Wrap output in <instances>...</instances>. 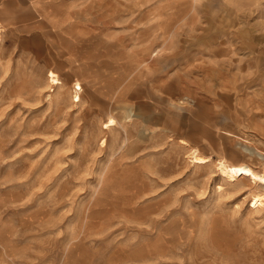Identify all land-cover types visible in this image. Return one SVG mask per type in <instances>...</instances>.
Returning a JSON list of instances; mask_svg holds the SVG:
<instances>
[{
    "label": "rangeland",
    "instance_id": "obj_1",
    "mask_svg": "<svg viewBox=\"0 0 264 264\" xmlns=\"http://www.w3.org/2000/svg\"><path fill=\"white\" fill-rule=\"evenodd\" d=\"M263 87L264 0H0V264H264Z\"/></svg>",
    "mask_w": 264,
    "mask_h": 264
},
{
    "label": "bare ground",
    "instance_id": "obj_2",
    "mask_svg": "<svg viewBox=\"0 0 264 264\" xmlns=\"http://www.w3.org/2000/svg\"><path fill=\"white\" fill-rule=\"evenodd\" d=\"M31 4V3H30ZM150 59V58H149ZM150 61V60H149ZM149 63V62H148ZM200 69V68H199ZM49 78L51 79V82L54 84L62 83L59 78L57 77V73L53 70L50 71ZM61 76V75H60ZM204 78V77H203ZM191 80V79H190ZM194 87V86H193ZM264 88V87H263ZM64 90V89H63ZM186 97V96H185ZM190 99V98H189ZM192 101V100H191ZM189 101V102H191ZM185 102V101H184ZM175 103V102H174ZM182 105V104H180ZM192 106V105H191ZM264 110V109H263ZM128 119V118H127ZM262 120V119H261ZM263 122V121H262ZM106 142V139L105 141ZM108 143V142H107ZM183 143V142H182ZM188 143V142H187ZM207 143V141H206ZM209 143V142H208ZM261 143V142H260ZM189 144V143H188ZM189 146V145H188ZM200 147V146H199ZM245 153L251 157H256L259 154H264L261 151H257L252 148H248L245 150ZM182 155V154H181ZM193 162L197 164H207L210 162V159L207 157L200 156L197 153H194L193 156ZM221 159V158H220ZM216 160V159H215ZM229 162V161H228ZM231 163V162H230ZM260 163V162H259ZM193 164V163H192ZM219 166L220 174L224 177L225 180L230 182L233 185L239 186L241 182H249L251 184L256 185V187L264 186V166L262 171L256 170L253 166L250 164H229L225 160H220L219 163H217ZM258 166V165H257ZM215 167V166H214ZM206 168V167H205ZM219 172V171H218ZM232 185V186H233ZM222 187V185H220ZM240 188V187H239ZM243 188V187H242ZM237 189V188H236ZM239 190V189H238ZM261 205H264V193L262 194H255L253 199L250 201V207L253 209H256L260 207ZM263 209V208H262Z\"/></svg>",
    "mask_w": 264,
    "mask_h": 264
}]
</instances>
